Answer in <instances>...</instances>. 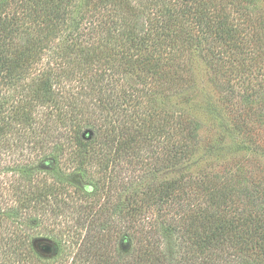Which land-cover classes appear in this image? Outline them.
Instances as JSON below:
<instances>
[{
  "label": "trees",
  "instance_id": "1",
  "mask_svg": "<svg viewBox=\"0 0 264 264\" xmlns=\"http://www.w3.org/2000/svg\"><path fill=\"white\" fill-rule=\"evenodd\" d=\"M195 52L230 91L233 80L241 96L255 92L264 12L254 0H0V264L40 262L39 239L56 254L58 233L34 230L67 213L91 264H264V197L237 182L134 188L124 217L135 226L156 205L152 231H117L96 209L162 168H186L196 128L164 105L195 85ZM110 231L115 260L104 254Z\"/></svg>",
  "mask_w": 264,
  "mask_h": 264
},
{
  "label": "rangeland",
  "instance_id": "2",
  "mask_svg": "<svg viewBox=\"0 0 264 264\" xmlns=\"http://www.w3.org/2000/svg\"><path fill=\"white\" fill-rule=\"evenodd\" d=\"M254 1L264 12V0ZM191 62L194 64L195 85L181 93L167 95L168 98L164 105L166 108L169 107V110L172 108L182 113L186 118L184 120H189L191 127L196 128L192 132L194 135L191 140L193 143L190 149L191 154L184 162L186 168L182 170L183 165L176 166L177 169H174L176 167L162 168L161 173L157 174L155 179H142L140 184L138 181L133 184L134 186L131 185L130 192L125 190L127 186L120 188L119 199L117 192H113L110 200H101L99 205H96V209L100 208V204L106 206L105 209L113 215L109 218L110 223L117 225V231L124 230V228L131 231L130 227H133L134 231L137 229L145 232L152 231L154 223L162 221L156 205L144 209L145 214L137 219L135 226L133 219V223L130 224L131 219L124 217L123 213L128 210V205L131 203L128 194L132 193L134 188L140 192L147 191L153 180L158 183L177 177L184 178V180L191 177L195 182L212 178L219 181H233L245 188L247 196L253 199L259 196L264 197V78L256 75L255 92L250 90L249 94L243 97L237 87V81H230L235 89L234 92L230 91L231 88L226 84L224 75L220 73L217 66L209 63L203 52L193 53ZM131 82L138 84L135 79ZM75 180L80 185L88 184L85 179ZM116 203L122 208L123 216L118 215L117 209L114 208ZM71 218L72 214L67 213L55 219L46 217L41 219L34 233L40 237H48L49 230H52L54 234L58 233L57 239L60 247L58 252L53 254L51 248L54 243L51 240H36V247L44 254V257L40 262L31 261L30 264H83V262L88 263L90 259L94 260L91 258L92 255H85L79 250L83 247L87 237L84 238V232L75 236L70 233L69 227L73 226L70 224ZM140 224L144 227H140ZM118 234L119 232L110 231L105 236V243L109 249L104 254H107L109 258L114 256V260L119 247L120 234ZM46 247L49 249L47 250ZM128 258L132 257L129 255ZM121 262L129 264L130 259L127 260L125 256Z\"/></svg>",
  "mask_w": 264,
  "mask_h": 264
},
{
  "label": "water",
  "instance_id": "3",
  "mask_svg": "<svg viewBox=\"0 0 264 264\" xmlns=\"http://www.w3.org/2000/svg\"><path fill=\"white\" fill-rule=\"evenodd\" d=\"M47 250L49 249V247L46 248Z\"/></svg>",
  "mask_w": 264,
  "mask_h": 264
}]
</instances>
